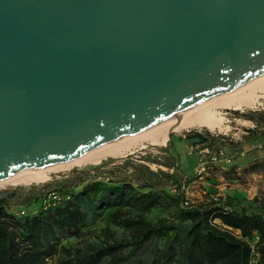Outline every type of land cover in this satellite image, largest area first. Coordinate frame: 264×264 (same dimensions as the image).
<instances>
[{
  "label": "water",
  "instance_id": "95a60500",
  "mask_svg": "<svg viewBox=\"0 0 264 264\" xmlns=\"http://www.w3.org/2000/svg\"><path fill=\"white\" fill-rule=\"evenodd\" d=\"M264 74V0H0V180Z\"/></svg>",
  "mask_w": 264,
  "mask_h": 264
},
{
  "label": "trees",
  "instance_id": "16d2710c",
  "mask_svg": "<svg viewBox=\"0 0 264 264\" xmlns=\"http://www.w3.org/2000/svg\"><path fill=\"white\" fill-rule=\"evenodd\" d=\"M252 113L233 115L254 120ZM106 163L73 170L41 194H0V264H249L253 255L264 264V209L255 200L181 207L165 189L179 181L173 175L136 163L127 174L106 175ZM50 192L61 199H48ZM157 211L164 215L148 218Z\"/></svg>",
  "mask_w": 264,
  "mask_h": 264
},
{
  "label": "bare ground",
  "instance_id": "6f19581e",
  "mask_svg": "<svg viewBox=\"0 0 264 264\" xmlns=\"http://www.w3.org/2000/svg\"><path fill=\"white\" fill-rule=\"evenodd\" d=\"M264 99V74L248 80L213 98L190 107L142 131L102 144L82 155L47 168H30L0 180V189L7 186L32 185L47 182L50 175L74 167L97 164L107 157L123 156L146 144L163 146L170 133L205 128L222 132L228 129L225 110L255 108Z\"/></svg>",
  "mask_w": 264,
  "mask_h": 264
},
{
  "label": "crops",
  "instance_id": "0c3cea01",
  "mask_svg": "<svg viewBox=\"0 0 264 264\" xmlns=\"http://www.w3.org/2000/svg\"><path fill=\"white\" fill-rule=\"evenodd\" d=\"M263 114L264 108L263 111L252 113L254 120L240 118L247 125L240 131L242 136L238 140H228L226 136L201 132V130H194L197 134L194 137H185L186 133L171 134L167 146L160 152L161 157H168V159L165 161L157 157V160L146 164L154 172L158 170L167 171L169 174L172 172L171 175L179 179L181 176H184V173H192L198 166L201 158H209V155L205 153L206 150L215 152L218 148L224 147L226 153L234 155L233 161L229 164L223 162L212 164L207 173L194 180L196 185H192L191 189L195 193V203L203 200V192L217 193L221 197L230 196L240 199L239 197L242 196H239L237 192L243 191L246 193L245 197L251 199L252 195H250V190L242 189L239 184L238 186L240 187L236 190L234 188L236 185H232L231 183L240 182L247 177L259 179L264 176V155H261L258 152L259 150H253V148L261 144L251 145L252 142L256 143L255 139L259 136L264 137V123L259 120ZM190 133L188 132V134ZM226 140L231 143H226ZM245 145L249 146L248 149H245ZM241 152L243 155L239 156L238 154ZM163 162H166V164ZM254 162H258L257 164L260 167L249 171L247 167ZM180 168L183 170L182 172L179 171ZM261 181L259 180L257 182L260 183Z\"/></svg>",
  "mask_w": 264,
  "mask_h": 264
},
{
  "label": "rangeland",
  "instance_id": "374dc122",
  "mask_svg": "<svg viewBox=\"0 0 264 264\" xmlns=\"http://www.w3.org/2000/svg\"><path fill=\"white\" fill-rule=\"evenodd\" d=\"M263 108H264V99L261 100V103L259 105H257L255 108H252V109L245 108L243 110H230V109L225 110L224 112L226 113V118H227L226 124L228 125V129L226 131H222V132L213 131V132H211L205 128H192L188 131H183V132H179V133H174V132L170 133L169 137L171 136V134H184V133L192 132L194 130H201V132L219 134V135L226 136V138L228 140L229 139H231L232 141L238 140L242 136L240 134V131H242V129L245 128L247 123L243 122L242 119L235 117V115H233V112H235V111L240 112V113L260 112V111H263ZM169 137H168L166 144L163 146H153V145L151 146L150 144H146L143 147L136 148L133 152L126 153L123 156L107 157L105 159H102L97 164H89V165H85V166H81V167H74V168H71L69 170L62 171V172L52 173L50 175V179L44 183L32 184V185L7 186L3 189H0V194H2L5 191H11L14 189L19 190L18 197H17L18 199H21V198H23L29 194H41V193L45 192L46 190H51V189L55 188L58 185V183L61 180L66 179L67 176H69V174L73 170H82L85 168H90L93 166H97V165L101 164L102 162H107V163L103 168L100 169V171L104 172V174H106V175H109L108 173H110V172H114L113 173V176H114L115 174L116 175L117 174L123 175V173L124 174L129 173L131 170V167L129 166L130 163L143 164L145 166H148L147 164L150 163L151 161L157 160V157H160L161 159L166 161L168 159V157L167 158L161 157L160 152L163 148H165V146H167V144L169 142ZM228 140H226V143H228V144L231 143ZM255 141H256V143L252 142L251 145H254V144L255 145L261 144V145L253 148V150H259L258 152L261 155H264V143H263L264 137L259 136L258 138L255 139ZM244 147H245V149H248L249 146L245 145ZM118 158H121V159H118ZM110 159H112L113 161L109 162ZM115 159H118V160H115ZM123 165L125 166V168ZM118 167H122V169L118 170ZM196 168L190 174L184 173V176L187 177V182L185 184H189L190 188L192 185H196L195 182L191 183L192 181L197 179L194 175ZM179 171L182 172L183 170L180 168ZM90 174H95V171L90 170ZM117 176H121V175H117ZM247 178L245 180L240 181V182H232L231 184L236 185L234 187L236 190L240 186L242 187V189L250 190V195H252L251 199H248L247 197H245L246 193H244L243 191H241L242 193L239 191L238 192L236 191V192L239 194V196H242V197H239L240 199H243L245 201L246 200H248V201H254L255 200V202H253V203L257 207L262 206L264 209V176H262L259 179L258 178L253 179V177H247ZM253 180H255V181H253ZM259 180L260 181L262 180V181L260 183H258L257 181H259ZM169 184L170 183H168V185L166 186L165 189H167V190L169 189ZM238 184L240 186H238ZM190 190L193 191L192 189H190ZM192 193L195 196V193L194 192H192ZM212 194H217V193H212ZM19 207H20V205H17L16 208H19ZM160 215H164V214L161 211H157V212H153V213L149 214L148 218L154 220Z\"/></svg>",
  "mask_w": 264,
  "mask_h": 264
},
{
  "label": "built area",
  "instance_id": "2783aa9c",
  "mask_svg": "<svg viewBox=\"0 0 264 264\" xmlns=\"http://www.w3.org/2000/svg\"><path fill=\"white\" fill-rule=\"evenodd\" d=\"M206 154L209 155L208 159H205V157L200 159L198 167L196 168L194 175L196 178L202 177L205 173H207L210 169V166L212 164L218 163V162H223L225 164H229L233 161L234 155L233 154H228L225 151L224 147L218 148L215 152H210L209 150L205 151ZM239 156L243 155V153H239ZM172 171V170H170ZM172 174V172L170 173ZM189 179V178H188ZM187 182V177L186 176H181L179 178V181L177 182H170L169 184V189L168 191L173 194V195H178L180 198V206L181 207H190L192 204L195 203V197L193 195V191H191L189 184H185ZM192 181L191 183H193ZM203 200H218L221 195L218 194H212V193H207L203 192ZM48 199H51L53 201H59L61 197L56 194L55 192H50L48 193ZM45 202V201H44ZM46 202L45 204H47ZM23 213V212H21ZM256 257L253 255L251 257V260L249 264H255Z\"/></svg>",
  "mask_w": 264,
  "mask_h": 264
}]
</instances>
